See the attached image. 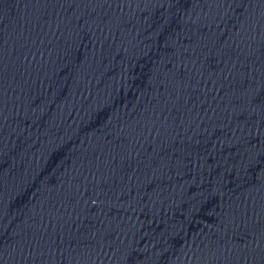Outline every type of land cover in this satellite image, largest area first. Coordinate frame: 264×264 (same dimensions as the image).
<instances>
[{"label": "water", "instance_id": "95a60500", "mask_svg": "<svg viewBox=\"0 0 264 264\" xmlns=\"http://www.w3.org/2000/svg\"><path fill=\"white\" fill-rule=\"evenodd\" d=\"M0 264H264V0H0Z\"/></svg>", "mask_w": 264, "mask_h": 264}]
</instances>
